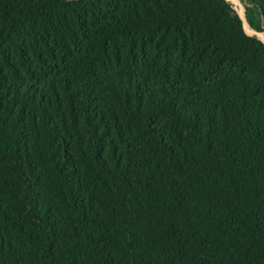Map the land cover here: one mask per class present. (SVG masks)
Wrapping results in <instances>:
<instances>
[{
  "label": "trees",
  "instance_id": "trees-1",
  "mask_svg": "<svg viewBox=\"0 0 264 264\" xmlns=\"http://www.w3.org/2000/svg\"><path fill=\"white\" fill-rule=\"evenodd\" d=\"M0 264H264V43L231 4L0 0Z\"/></svg>",
  "mask_w": 264,
  "mask_h": 264
},
{
  "label": "rangeland",
  "instance_id": "rangeland-1",
  "mask_svg": "<svg viewBox=\"0 0 264 264\" xmlns=\"http://www.w3.org/2000/svg\"><path fill=\"white\" fill-rule=\"evenodd\" d=\"M225 1L231 4L236 14L240 17L247 34H249L250 36H256L264 43V31L260 33L254 30L248 23L245 15L246 9L244 3L241 0H225Z\"/></svg>",
  "mask_w": 264,
  "mask_h": 264
}]
</instances>
